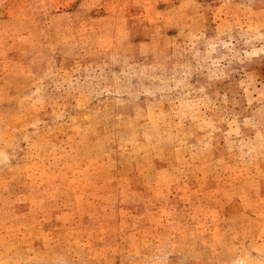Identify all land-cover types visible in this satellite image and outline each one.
Listing matches in <instances>:
<instances>
[{
  "label": "rangeland",
  "instance_id": "1",
  "mask_svg": "<svg viewBox=\"0 0 264 264\" xmlns=\"http://www.w3.org/2000/svg\"><path fill=\"white\" fill-rule=\"evenodd\" d=\"M0 264H264V0H0Z\"/></svg>",
  "mask_w": 264,
  "mask_h": 264
}]
</instances>
